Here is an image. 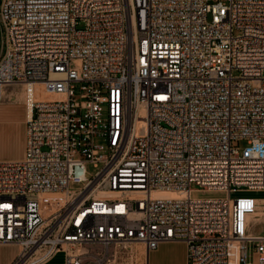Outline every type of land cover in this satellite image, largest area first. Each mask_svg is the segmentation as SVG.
Masks as SVG:
<instances>
[{
	"label": "built area",
	"instance_id": "2783aa9c",
	"mask_svg": "<svg viewBox=\"0 0 264 264\" xmlns=\"http://www.w3.org/2000/svg\"><path fill=\"white\" fill-rule=\"evenodd\" d=\"M8 86L27 109L25 156L0 160L13 264L168 241L264 264V0H0Z\"/></svg>",
	"mask_w": 264,
	"mask_h": 264
},
{
	"label": "rangeland",
	"instance_id": "374dc122",
	"mask_svg": "<svg viewBox=\"0 0 264 264\" xmlns=\"http://www.w3.org/2000/svg\"><path fill=\"white\" fill-rule=\"evenodd\" d=\"M21 90L17 86H8L3 90L2 101L11 94L9 98H16L17 93ZM4 91L8 94H4ZM97 141L106 145L103 138H98ZM246 141L242 142L244 145ZM88 171L92 175L97 171L93 164L88 165ZM74 187H77L74 185ZM241 193H233L232 197L235 198ZM250 195L257 198H264V191L253 192ZM74 248L75 253L82 254V259L85 264H187V244L184 241H168L162 242L156 249L151 250L148 254L145 253L146 248L143 243H132L128 245L129 248L111 246L102 247L99 245H82V246H69ZM117 252L116 260H113L112 254ZM104 255L105 259L102 260ZM111 258V260H108Z\"/></svg>",
	"mask_w": 264,
	"mask_h": 264
},
{
	"label": "crops",
	"instance_id": "0c3cea01",
	"mask_svg": "<svg viewBox=\"0 0 264 264\" xmlns=\"http://www.w3.org/2000/svg\"><path fill=\"white\" fill-rule=\"evenodd\" d=\"M4 94L8 93L4 91ZM9 96L11 94L0 101V160H19L25 156L26 150L27 109L22 88L16 98ZM19 253L18 245H0V264H13ZM146 262L148 264V258ZM43 264H66V254L60 251Z\"/></svg>",
	"mask_w": 264,
	"mask_h": 264
},
{
	"label": "bare ground",
	"instance_id": "6f19581e",
	"mask_svg": "<svg viewBox=\"0 0 264 264\" xmlns=\"http://www.w3.org/2000/svg\"><path fill=\"white\" fill-rule=\"evenodd\" d=\"M164 195H166V196H174V193L165 192ZM126 248H129V247H126ZM146 253L148 254L147 250H146Z\"/></svg>",
	"mask_w": 264,
	"mask_h": 264
}]
</instances>
